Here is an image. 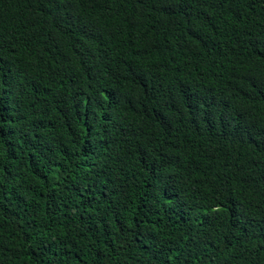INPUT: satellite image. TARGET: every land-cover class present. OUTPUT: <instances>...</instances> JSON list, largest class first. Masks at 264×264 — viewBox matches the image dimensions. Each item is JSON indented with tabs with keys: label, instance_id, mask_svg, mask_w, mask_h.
Returning a JSON list of instances; mask_svg holds the SVG:
<instances>
[{
	"label": "trees",
	"instance_id": "obj_1",
	"mask_svg": "<svg viewBox=\"0 0 264 264\" xmlns=\"http://www.w3.org/2000/svg\"><path fill=\"white\" fill-rule=\"evenodd\" d=\"M0 264H264V0H0Z\"/></svg>",
	"mask_w": 264,
	"mask_h": 264
}]
</instances>
